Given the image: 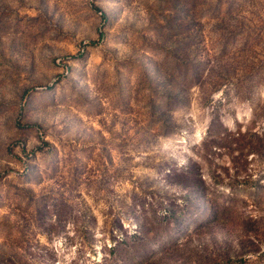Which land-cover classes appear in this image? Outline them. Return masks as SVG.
Instances as JSON below:
<instances>
[{
	"label": "rangeland",
	"instance_id": "1",
	"mask_svg": "<svg viewBox=\"0 0 264 264\" xmlns=\"http://www.w3.org/2000/svg\"><path fill=\"white\" fill-rule=\"evenodd\" d=\"M0 264H264V0H0Z\"/></svg>",
	"mask_w": 264,
	"mask_h": 264
}]
</instances>
